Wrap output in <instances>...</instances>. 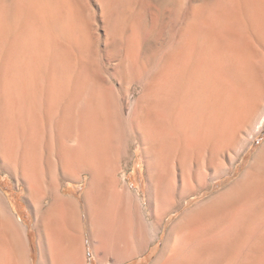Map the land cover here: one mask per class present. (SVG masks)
Returning <instances> with one entry per match:
<instances>
[{
	"label": "bare ground",
	"instance_id": "1",
	"mask_svg": "<svg viewBox=\"0 0 264 264\" xmlns=\"http://www.w3.org/2000/svg\"><path fill=\"white\" fill-rule=\"evenodd\" d=\"M133 1L0 0V172L24 191L37 264H87L88 250L97 264H123L174 214L150 264H264V143L202 198L264 126V0L185 1V25L172 14L178 43L152 50L151 70ZM136 152L142 195L125 179ZM85 176L79 201L64 181ZM1 187L0 264H31L29 226Z\"/></svg>",
	"mask_w": 264,
	"mask_h": 264
},
{
	"label": "rangeland",
	"instance_id": "2",
	"mask_svg": "<svg viewBox=\"0 0 264 264\" xmlns=\"http://www.w3.org/2000/svg\"><path fill=\"white\" fill-rule=\"evenodd\" d=\"M185 1L187 3L186 6L190 9L191 7L189 5H191V4L193 5L196 0H192V1L191 0H189V1L184 0V1H182L183 2V4H182V7L183 8L182 9H179V7H177L175 9L176 5L179 6V3H178L177 0H172L173 3H171V1L168 3V1L166 2V0H161V1H157L158 2L157 4L154 3L152 0H149V1L148 0H140V1L139 0H134L133 1L132 6L129 9V16L132 17V18H134V19H138L139 21H141V26H142V30H141V42H140L141 44H140L139 50H138V56H139L138 58L139 59L141 58L144 61L146 60L145 61V65L146 64L147 65H150L151 64L149 66V68H148L149 70H151L152 64L154 65V61H153V63H150V62H152V60L154 59V55H155L156 50L158 51V55H161L162 56V54L165 51H167L168 48L171 50V49L175 48V46L177 45V43H178L177 40L179 39L180 35H179L178 31L176 32V30H177V28L179 26L181 27V24L182 25H185L184 23H185V20H186L185 19L186 18V15H182V14H186L187 11L189 10L185 6V4H186V3H184ZM179 2H180V6H181V3L182 2L180 0H179ZM191 2H193V3H191ZM138 3H139V5H138ZM160 3H162L161 6H160ZM189 3H191V4H189ZM169 6L171 7V11H170V9L167 10ZM172 10L173 11L174 10H176V11L179 10L181 15L177 13L178 14V18H177L176 17L177 14H175L176 11H174V13H173ZM167 11H169L171 13L170 14L168 12L170 14V16H168L169 15L168 13H167L168 15H166V12ZM96 12H97V14H100L99 9H97ZM154 12L156 14H154ZM181 12H183V13H181ZM132 13H133V16H132ZM164 14H165L166 17L164 16ZM172 14L173 15L175 14L174 15L175 16L174 19H176V20L179 19V21L181 20L180 22H183V19H181V17L184 18V22L183 23H180V22H178V21L175 20L176 22H178L180 24L179 26H178V24L176 25L177 27L174 28L176 30H174L173 27H172V25H174V27H175V24H176V22L173 21V17L174 16ZM165 18H167V19H165ZM168 23H170V24H168ZM170 26L172 27V30H174V31L171 30L173 33L172 32L167 33L168 30L171 29ZM160 28H161V31H160L161 33L159 32ZM157 30H158V32L160 34L158 32H156ZM103 31H104V29H103V25L102 24H100L97 28L95 26V33H96V35L98 34L99 36H102L101 38L104 41V34H105V32H103ZM151 31L154 32V33L152 34ZM155 33H156V37L158 35H159V37H157L156 40H155V38L153 40V37L151 39V35L150 34H152V36L155 37ZM148 34H149V37H148ZM168 34H170V36L166 37ZM171 34H173V35H171ZM173 37H175V38H173ZM167 38H168L169 41L171 39V41L170 42H167L168 44L165 45L164 43H166ZM154 41H156V43ZM263 42L264 41H262L260 43H262V45H263ZM153 43L156 44L157 47L155 45H154L155 47L152 46ZM159 43L160 44L162 43V44L160 45ZM260 43H258V45L256 46L257 56L258 55L260 56V55H263L264 54V45L262 47V45L260 46ZM104 45L105 44L101 42V43H98L97 46H99L100 49H103L104 48L103 47ZM158 45H159V47L161 46L164 50L161 49V47H160L161 50L160 49H157V48H159ZM148 48L149 49L152 48V49L149 50ZM155 48H156V50H154ZM259 48L263 52H261V50ZM146 49H147V52H146ZM152 50H154L155 52L152 51ZM149 51H150V53H149ZM161 51H162V54L160 53ZM145 53H148V54L146 55ZM149 54H150V56H153V59L150 57L149 59H151V60L149 62H147L149 60V59H147V57H149ZM158 55H157V58L161 57V56L158 57ZM259 56H258V59L260 58L261 60L259 59V61L262 62L260 65H262V67L264 68V62H263L264 56H262V57L261 56L259 57ZM113 67H114V65H112L110 67V69L108 71L109 73H111V72L114 71L113 70ZM147 73L148 74L149 73L151 74V71L150 72L147 71L146 74L143 73V72H141V74H143V76H145V75L147 76L148 75ZM119 74H121V73H119ZM119 74H118V76H119ZM116 79H118V78H116ZM116 79H115V82H113V85H112L115 88H117L118 85L121 82V81H119L120 78L118 80H116ZM117 83H118V85H117ZM123 84L124 83H122V86H123ZM122 89H123V92H124V86L122 87ZM126 103H127L126 106L128 105L129 108H130V106H131V104H130L131 103L130 102V97H129V100H127ZM129 108L127 107V109H125V111H126L125 114L129 112ZM127 110H128V112H127ZM262 114H264V113H262ZM261 118H262V115L260 116V118H258V120H260ZM123 120L125 121L126 119H123ZM124 121L122 122V124H123L122 127L124 128L123 129V132L125 134L126 133V129H128V125H127L128 120H126L125 122ZM124 126L125 127L127 126L126 129H125ZM233 126H234V129L235 130L238 129L237 125H233ZM253 128H255V126ZM251 130H253V129H251ZM253 132H254L256 138H255L254 142L250 145V148H248V150L245 151L241 155L240 160L236 162V168L234 169L233 174L230 175V176L224 177L221 181H219L220 183L218 182L217 185L215 184L213 186L214 188H212L210 191H208L206 193V195L202 196V198H204V197L208 196L209 194H212V193L218 191L219 189L227 186V184L231 183V181H233L234 179H236L245 170V168L248 166V164H249L250 160L252 159V157L254 156V154L258 151L259 147L262 146V143H264V126L261 128V130H259L257 132H255V131H253ZM231 133H233V132H231ZM189 137H192L194 139L197 138L198 137L197 131L191 132ZM124 138H126V137H124ZM198 150H199V148L196 149V152ZM146 177H147L146 176V170H145V167H144V165L142 163V160H141V157H140V153L139 152H136V155L134 157L133 162H131V164L129 165V167L127 169L126 177H125L126 182L128 183V185H129V187H130L131 190L138 192L139 195H142V194L145 193V191L147 189L146 188L147 187L146 184H148V182L146 181L147 180ZM84 179H85L84 182L81 183V184H78V183H70L69 181L65 180L64 182H66L68 184L67 187L65 188V192L74 195L79 201H81V195H82V193H83V191H84V189L86 187L87 176H85ZM0 187L2 188V190L4 192L6 191L5 193L7 194L10 202L13 203V204H11L12 205V208L14 209L16 207L15 210L18 209L19 216L29 226V240H30V243H31L30 248H31V258H32L31 264H37L36 235H35V231L32 228L33 216L31 214V212L28 210L25 202H23L24 198H22V196L24 195V191H23V189L21 190L22 193L16 191L17 188L15 187L13 181L11 179H9L6 176V174L3 173V172H0ZM202 198H197L195 200L194 199L191 200L189 202V205L190 204H193L194 202H196V201H198V200H200ZM176 216H177V214L171 215L166 220V222L163 225V229H162V232H161V235H160L159 239L154 244H151V246H149V248L143 254H141L140 256H137V257H135V258H133L131 260H128V261H126L123 264H150L152 262V260L155 258V256L158 253V251L160 250V247H161V244H162V239H163L164 234L166 233L168 227L170 226L169 224L172 223L173 219H175ZM87 258H88L87 264H97L96 261L92 257V253L89 250H88V257Z\"/></svg>",
	"mask_w": 264,
	"mask_h": 264
}]
</instances>
